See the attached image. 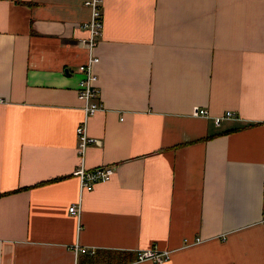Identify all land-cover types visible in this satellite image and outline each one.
<instances>
[{"label":"crops","instance_id":"obj_1","mask_svg":"<svg viewBox=\"0 0 264 264\" xmlns=\"http://www.w3.org/2000/svg\"><path fill=\"white\" fill-rule=\"evenodd\" d=\"M86 1L0 0V264H264V0H103L81 193Z\"/></svg>","mask_w":264,"mask_h":264},{"label":"built area","instance_id":"obj_2","mask_svg":"<svg viewBox=\"0 0 264 264\" xmlns=\"http://www.w3.org/2000/svg\"><path fill=\"white\" fill-rule=\"evenodd\" d=\"M85 5L92 9V20L90 23L84 25V27L90 30L89 58L84 65L79 67L83 78L79 83L78 94L79 99L84 102L83 111L85 114L84 121L76 129L78 136L77 153L81 159V164L76 169V175L79 178L81 193L92 191L97 184L109 181L116 172V167L113 166L88 169L82 164L88 146L97 142L88 135V121L97 112L105 108L98 84L99 77L95 72V67L100 63V58L94 53L97 47L96 37L101 36L104 28L103 0H89L86 1ZM196 115L208 116V113L206 111H197ZM226 120H239V117L233 112H228L223 116L215 117L214 123L219 127ZM69 213L79 216L81 208L73 205L70 207ZM77 251L83 254H94V252H89L87 249L78 248ZM171 254L172 252L170 251H158L154 248L147 249L138 253V261L165 264L171 258Z\"/></svg>","mask_w":264,"mask_h":264}]
</instances>
